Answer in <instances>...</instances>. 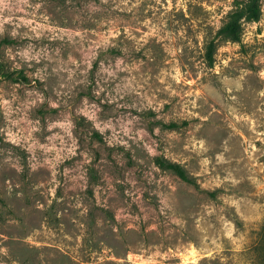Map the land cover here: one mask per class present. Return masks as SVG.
Wrapping results in <instances>:
<instances>
[{"label": "rangeland", "instance_id": "obj_1", "mask_svg": "<svg viewBox=\"0 0 264 264\" xmlns=\"http://www.w3.org/2000/svg\"><path fill=\"white\" fill-rule=\"evenodd\" d=\"M234 2L0 0V264H264V0L240 42Z\"/></svg>", "mask_w": 264, "mask_h": 264}, {"label": "trees", "instance_id": "obj_2", "mask_svg": "<svg viewBox=\"0 0 264 264\" xmlns=\"http://www.w3.org/2000/svg\"><path fill=\"white\" fill-rule=\"evenodd\" d=\"M262 0H235L234 8L228 15V20L218 30L217 36H222L233 42H240L243 35L244 21H259L262 15ZM216 53V41L213 39L207 45L206 59L212 65L214 63V56ZM170 128L176 127L177 124L172 123ZM159 165L162 168L173 171L179 178L186 182H193L186 170L177 163L168 162L158 159Z\"/></svg>", "mask_w": 264, "mask_h": 264}]
</instances>
